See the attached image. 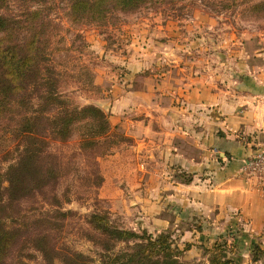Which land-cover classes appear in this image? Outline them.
Wrapping results in <instances>:
<instances>
[{"label": "crops", "instance_id": "crops-1", "mask_svg": "<svg viewBox=\"0 0 264 264\" xmlns=\"http://www.w3.org/2000/svg\"><path fill=\"white\" fill-rule=\"evenodd\" d=\"M144 39L119 57L121 88L94 103L110 131L130 141L123 174L133 179L120 184L116 203L123 225L169 231L179 247L188 244L181 259L191 264H209L206 249L221 236L237 245L224 257L264 264L251 253L264 243V175L259 183L242 172L252 153L242 137H264V40L226 44L230 62L202 63Z\"/></svg>", "mask_w": 264, "mask_h": 264}, {"label": "trees", "instance_id": "trees-1", "mask_svg": "<svg viewBox=\"0 0 264 264\" xmlns=\"http://www.w3.org/2000/svg\"><path fill=\"white\" fill-rule=\"evenodd\" d=\"M7 1L0 0V264H191L181 259L188 244L179 247L169 231L126 228L104 209L85 218L97 259L63 241L69 210L52 208L35 217L21 213L20 201L57 177L47 150L50 138L65 141L77 132L81 147L103 144L104 151L108 137L122 136L110 131L108 114L98 105H78L60 87L49 7L30 0L42 2L5 12ZM154 1L65 0V17L72 24L104 25L118 12H135ZM247 10L264 15V0ZM236 250L233 237H218L206 249L208 263L235 264L223 252ZM251 253L253 260H264V243H253Z\"/></svg>", "mask_w": 264, "mask_h": 264}, {"label": "rangeland", "instance_id": "rangeland-1", "mask_svg": "<svg viewBox=\"0 0 264 264\" xmlns=\"http://www.w3.org/2000/svg\"><path fill=\"white\" fill-rule=\"evenodd\" d=\"M255 1L155 0L135 12H118L108 23L97 25L72 24L65 17V0H43L49 7L45 13L54 23L51 48L55 51L53 61L60 87L78 105L107 103L104 94L121 88L113 77L124 72L119 57L136 48L137 43L146 42L147 33L171 44L172 56L187 60L195 53L202 63L206 58L210 62H230L232 44L264 40V15L247 10ZM29 2L8 0L4 10L18 13L23 6L42 1ZM107 140L104 144L108 148L102 151L103 144L81 147L77 132L65 141L50 138L47 150L55 158L57 177L20 201L21 213L32 214L30 217L52 208L69 210L71 213L63 220V241L94 259L97 248L88 239L85 218L92 210L104 209L112 220H120L116 203L124 196L121 185L133 179L123 174L131 163L130 141L116 136ZM96 173L102 178L93 175Z\"/></svg>", "mask_w": 264, "mask_h": 264}, {"label": "built area", "instance_id": "built-area-1", "mask_svg": "<svg viewBox=\"0 0 264 264\" xmlns=\"http://www.w3.org/2000/svg\"><path fill=\"white\" fill-rule=\"evenodd\" d=\"M242 140L252 148L250 158L245 162L242 172L248 179H255L262 183L264 175V137L243 136ZM257 182V183H258Z\"/></svg>", "mask_w": 264, "mask_h": 264}]
</instances>
